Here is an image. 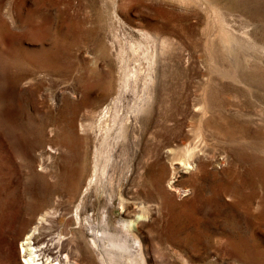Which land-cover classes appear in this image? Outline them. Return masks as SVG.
Masks as SVG:
<instances>
[{
	"label": "rangeland",
	"instance_id": "1",
	"mask_svg": "<svg viewBox=\"0 0 264 264\" xmlns=\"http://www.w3.org/2000/svg\"><path fill=\"white\" fill-rule=\"evenodd\" d=\"M49 234V264H264V0H0V264Z\"/></svg>",
	"mask_w": 264,
	"mask_h": 264
},
{
	"label": "bare ground",
	"instance_id": "2",
	"mask_svg": "<svg viewBox=\"0 0 264 264\" xmlns=\"http://www.w3.org/2000/svg\"><path fill=\"white\" fill-rule=\"evenodd\" d=\"M143 83V82H142ZM106 111H101V114L100 117H99V121L102 123L103 121L106 120V117L108 115H106ZM111 118V117H110ZM100 123V124H101ZM92 126V125H90ZM100 128V127H99ZM92 135L96 136V137H99L100 136V133H101V130H97L95 128L92 127V131H91ZM116 133V132H115ZM113 137V136H112ZM188 148L189 147H186V151H188ZM176 152V151H175ZM111 155V154H110ZM177 158H173L171 160V168L174 169L175 166H173V164H178V167L182 169H184V171L186 170L187 166H189V163L188 162H185L183 164H181L179 166V163L175 162ZM179 160L180 159H184V157L182 158H178ZM169 163V162H168ZM90 165V164H89ZM87 177V176H86ZM85 177V178H86ZM87 181V180H86ZM176 181L177 179L175 178V175H172L170 177V179L168 180V184H169V188L170 190L172 191H176V192H179V188H177L176 186ZM92 182V178H90L86 185H90V183ZM171 187H174V188H171ZM80 202V201H79ZM77 205V204H76ZM58 211V210H57ZM57 216V215H56ZM74 218L77 219L78 218V208L75 207L74 209ZM43 220V219H42ZM44 223V221H43ZM50 236L47 237V241L48 242H45V243H42L40 244L39 240L38 239H35L33 241H30V247L28 249L25 250V254L26 255H29L28 257H30L32 259L31 262H29L28 264H49L50 260L48 259V254H52L53 255V258L54 257H57V260L59 261V263H61L63 260L66 259V253L65 254H61L59 250H55L53 251L54 247H56L54 244L56 243L57 245L60 244V239L61 237L58 235V234H54L53 236L51 234H49ZM55 239V240H54ZM31 244H34V246H32ZM51 257V256H50ZM52 260V259H51ZM26 264V262H24ZM56 264V263H54Z\"/></svg>",
	"mask_w": 264,
	"mask_h": 264
}]
</instances>
